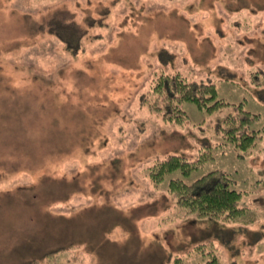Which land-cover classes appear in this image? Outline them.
<instances>
[{"label": "rangeland", "instance_id": "rangeland-1", "mask_svg": "<svg viewBox=\"0 0 264 264\" xmlns=\"http://www.w3.org/2000/svg\"><path fill=\"white\" fill-rule=\"evenodd\" d=\"M72 25L77 52L57 33ZM168 74L229 105L179 102L186 119L166 120ZM240 105L256 115L249 148L226 129ZM170 155L195 165L154 182ZM215 170L241 193L235 219L198 217L170 191ZM215 256L264 264V0H0V264Z\"/></svg>", "mask_w": 264, "mask_h": 264}, {"label": "trees", "instance_id": "trees-1", "mask_svg": "<svg viewBox=\"0 0 264 264\" xmlns=\"http://www.w3.org/2000/svg\"><path fill=\"white\" fill-rule=\"evenodd\" d=\"M72 27H65L71 29L68 34L57 32V30L56 32L60 34L59 37L66 42L68 48L72 47L77 52L81 34L76 26L72 25ZM214 86L213 84L187 82L178 74L163 76L156 86V91L163 94V104H160V109L163 110L165 119L175 123H181L186 119L183 115L185 111L180 108L179 102H192L202 110H213L229 105L225 100L218 99ZM238 108L241 109L239 115L235 116L232 113L227 115L225 123L228 125L226 128L228 137L233 141H240L242 143L239 144L240 146L249 148L254 146L258 136L254 131L246 132L242 126L252 125V120L256 115L248 110H242V105ZM158 162L150 168L151 179L156 183L163 180L165 175L178 170L186 177L192 170V166L195 165L180 155H170L168 159ZM233 182L227 171L215 170L191 184L185 183L182 179H173L170 182V191L176 196L178 205L186 208L189 212L196 213L198 217L217 220L226 216L227 219H235L243 210L239 208L241 193L232 187ZM54 253L48 252L47 256ZM212 260L211 264H220L216 256Z\"/></svg>", "mask_w": 264, "mask_h": 264}]
</instances>
